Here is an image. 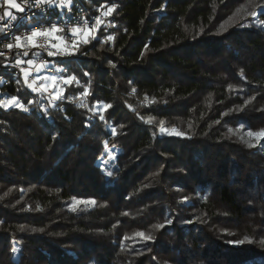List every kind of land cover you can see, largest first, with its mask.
I'll return each instance as SVG.
<instances>
[{"label":"trees","instance_id":"1","mask_svg":"<svg viewBox=\"0 0 264 264\" xmlns=\"http://www.w3.org/2000/svg\"><path fill=\"white\" fill-rule=\"evenodd\" d=\"M110 5L114 38L64 62L87 108L0 84L27 108L0 105V264L15 248L17 264H264V138L247 135L264 130V0L83 3Z\"/></svg>","mask_w":264,"mask_h":264},{"label":"built area","instance_id":"2","mask_svg":"<svg viewBox=\"0 0 264 264\" xmlns=\"http://www.w3.org/2000/svg\"><path fill=\"white\" fill-rule=\"evenodd\" d=\"M85 0H53V4L42 3L39 7L36 6V0H15L20 3L24 11H19L14 8H9L4 0H0V16H4L5 11H10L17 16L16 21H12L10 17L0 19V84L6 82V74L13 78H20L24 81L26 86L31 85L34 88H39L40 91L35 92L41 97L42 110L47 109V100H53L55 103L62 104L68 102L81 108H87L88 101L86 99L87 92H82L78 95L66 94L65 85L82 86L85 85L79 81L71 80L68 84H64V91L61 93L57 88L63 85L64 78L69 79L70 76L68 68L64 62L71 57H74L79 52L80 44L88 38L94 30L103 29L105 31V40H112L114 38L113 30L116 28V23L113 20V6H107L96 14H89L83 7ZM63 4L64 6L58 7ZM109 9H113L110 14ZM28 17L29 19H25ZM39 24L41 30L49 28L52 24H56L58 31L53 32L59 41H54L53 37L37 36L34 38L35 46L24 47L25 35H30V28L28 25ZM75 30V31H74ZM20 35L22 37L19 42V47L13 37ZM111 37V39H109ZM13 43V48L8 49L6 44ZM53 45L58 47L54 48ZM67 47L70 55H53L49 56L48 51L58 52L59 49ZM28 55L25 56L24 52ZM31 60L32 64L28 61ZM19 62V63H18ZM26 70L28 75L25 77ZM55 80L54 84L44 86V79L46 83L50 79ZM0 101L8 102L10 98H3ZM11 106V104H9ZM8 106V107H9ZM7 107V108H8ZM5 108V107H4ZM98 115L95 112L89 117V121L94 120Z\"/></svg>","mask_w":264,"mask_h":264},{"label":"snow or ice","instance_id":"3","mask_svg":"<svg viewBox=\"0 0 264 264\" xmlns=\"http://www.w3.org/2000/svg\"><path fill=\"white\" fill-rule=\"evenodd\" d=\"M4 3L7 4L9 8H14V9H17L19 11H24V8L22 7V5L20 3H16L15 0H4ZM42 3H48L49 5H52L53 4V0H36V6L37 7H39L40 4H42ZM68 4L69 5L71 4V0H68ZM63 6H64L63 4L58 5V7H61V8ZM112 10L113 9H109V12L106 13V14H110ZM252 15L255 16L256 13H252ZM4 17H10V19L12 21H16L17 20V16L16 15H13L10 11H5L4 12V16H0V19H3ZM25 19L27 20L29 18L26 17ZM28 26H29V28H30L31 31H30V35H25L23 37V39H24V47L35 46V40H34V38L37 37V36H45L47 38V37L52 36L53 32L59 30L56 24H52L49 28L43 29V30H41V25H39V24L28 25ZM56 38L59 39V37H56ZM13 39L16 42V46L19 47L20 46L19 45V42L21 41L22 37L20 35H15L13 37ZM109 39H111V37H109ZM85 42H87V40H85ZM5 47L8 48V49H12L13 48V43H8V44L5 45ZM52 47L56 48L58 46L57 45H53ZM57 54L70 55L71 53L68 51L67 47H64L62 49H59L58 52L48 51V55L49 56H53V55H57ZM0 55H3V53H0ZM24 55L27 56L28 55V52L25 51L24 52ZM28 63L29 64H32V61L29 60ZM22 71H25V77L27 78V75H28L27 71L24 70V69H22ZM29 86L31 87V85H29ZM32 90L34 92L40 91L39 88H33ZM133 91H135V89H133ZM13 103L16 105V107L24 108L23 104H20V103H17L16 102V98L15 97L12 98V100L11 101H8V102L0 101V105H2L5 108H7L9 106V104H13ZM24 110L27 111V108H24ZM100 118L103 119V116H101ZM229 131H231V129ZM161 132L164 133V132H166V130L162 128L161 129ZM168 134L169 135H172V134H175V135H183L182 133L175 132V130H173V132H170ZM247 135L249 137H256L257 139H261V138H264V130H262L260 132H252V131H249L247 133ZM250 146H252V145H250ZM107 175L109 177H111L112 176V173L111 172H108ZM92 203H95V202L93 201ZM168 223L170 224L171 223V220H168ZM157 227H163V225H158ZM138 235L144 236L143 233H139ZM145 239H151V237H145Z\"/></svg>","mask_w":264,"mask_h":264},{"label":"rangeland","instance_id":"4","mask_svg":"<svg viewBox=\"0 0 264 264\" xmlns=\"http://www.w3.org/2000/svg\"><path fill=\"white\" fill-rule=\"evenodd\" d=\"M105 7H107V6H100L95 12H93V13H91V14H96L98 11H100L101 9H103V8H105ZM114 20V19H113ZM116 23V22H115ZM116 27H117V25H116ZM97 34V30H94V31H92L91 32V34L88 36V38L89 37H91V36H93V35H96ZM52 37H53V40L54 41H59L57 38H56V35L53 33L52 34ZM87 38V39H88ZM86 39V40H87ZM85 42V41H84ZM83 42V43H84ZM80 46H81V44H80ZM80 46H79V50H80ZM72 58V57H71ZM70 58V59H71ZM68 76H69V74H67ZM50 79V82L49 83H46V80L44 79V86L43 87H46L47 85H52V84H54V82H55V80L54 79H51V78H49ZM71 80H73L74 81V83L75 82H77L78 80L77 79H73L72 77H70L69 79H66V78H64L63 80H62V82H63V85L62 86H60L59 88H57L58 89V91H60L61 93H63V91H64V84H68V82H70ZM84 84V83H83ZM70 87H72L73 89H77V90H80V91H78V92H69L70 93V95H78V94H82V92H87L88 93V88H87V86L85 85L84 87H82V86H79V85H77V86H74V84H72V85H70V86H67L66 87V85H65V90L67 91L68 89L67 88H70ZM28 88H30L31 90L34 88L33 86H29L28 85ZM17 103H19V102H17ZM21 104V103H20ZM15 104L13 103V104H11V106H14ZM96 112H99L100 113V115L101 116H103V112H104V106L102 105L99 109H96L95 110ZM95 112V113H96ZM91 113H93L92 111H91ZM97 115V114H96ZM99 115V118L101 117ZM178 128H179V130L180 131H183L184 129H185V126H184V124H179L178 125ZM139 132H140V128L137 130V132L135 133V135H134V137L129 141V142H127L126 144H124V146H123V150H122V152H121V155H125V154H127V152L129 151V149H130V147L133 145V143L135 142V140L137 139V137H138V134H139ZM107 153H109V155L107 156V157H110V158H113L114 157V154H112L111 152H107ZM3 255H4V257L11 263V264H17V260H18V250L15 248L13 251H5L4 253H3Z\"/></svg>","mask_w":264,"mask_h":264}]
</instances>
